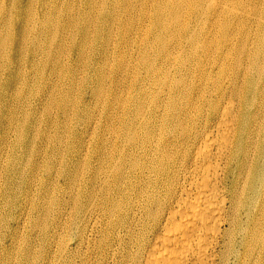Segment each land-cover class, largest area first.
Returning a JSON list of instances; mask_svg holds the SVG:
<instances>
[{
	"label": "bare ground",
	"instance_id": "6f19581e",
	"mask_svg": "<svg viewBox=\"0 0 264 264\" xmlns=\"http://www.w3.org/2000/svg\"><path fill=\"white\" fill-rule=\"evenodd\" d=\"M0 264H264V0H0Z\"/></svg>",
	"mask_w": 264,
	"mask_h": 264
},
{
	"label": "rangeland",
	"instance_id": "374dc122",
	"mask_svg": "<svg viewBox=\"0 0 264 264\" xmlns=\"http://www.w3.org/2000/svg\"><path fill=\"white\" fill-rule=\"evenodd\" d=\"M10 5L11 4H8V6H10ZM138 5H139V3H138ZM138 5L137 6H132L131 8H136V7H138ZM13 8H14V6H13ZM129 12L131 13L132 16L138 17L139 8H136L135 10H130ZM94 35H95V38H94L95 41H99V40H101L103 38L102 31H98ZM120 39H124V38H122V35H119L118 40H120ZM104 52L113 53L115 56H117L118 53H119V47L118 46H114V47L110 46L109 49L104 50ZM84 53H85V57L83 59V63L85 64L86 62H88L92 58L91 49H88V48L85 49L83 46L82 47H76L75 50H74V58H76L77 56H82ZM92 74H93V71H91L89 73V75H92ZM102 184L98 185V183H97V185L95 187L96 203H95V206H94V211L101 204L100 203V198L103 199V196H104V191H100V187L102 186ZM83 249H84V247H83ZM36 254H37V252H36Z\"/></svg>",
	"mask_w": 264,
	"mask_h": 264
}]
</instances>
